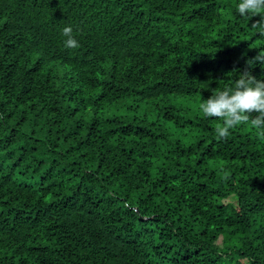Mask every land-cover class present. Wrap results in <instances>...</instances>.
Instances as JSON below:
<instances>
[{"label": "trees", "instance_id": "obj_1", "mask_svg": "<svg viewBox=\"0 0 264 264\" xmlns=\"http://www.w3.org/2000/svg\"><path fill=\"white\" fill-rule=\"evenodd\" d=\"M238 2L0 0V264H264V137L199 108L264 80Z\"/></svg>", "mask_w": 264, "mask_h": 264}, {"label": "clouds", "instance_id": "obj_2", "mask_svg": "<svg viewBox=\"0 0 264 264\" xmlns=\"http://www.w3.org/2000/svg\"><path fill=\"white\" fill-rule=\"evenodd\" d=\"M235 10L240 17L248 20L259 16L260 19L250 27L264 36V0H239ZM62 35L66 48L76 49L80 46L73 37L71 26H65ZM255 62L264 65V50L246 61L249 66ZM199 108L204 117L219 121L214 129L218 140L228 138L230 131L242 124L260 130L259 135L264 137V80L257 79L247 70L232 80L231 85L213 91L207 99L201 98Z\"/></svg>", "mask_w": 264, "mask_h": 264}]
</instances>
